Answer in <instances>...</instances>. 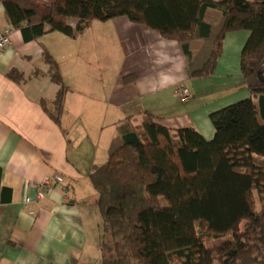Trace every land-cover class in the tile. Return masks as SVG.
Returning a JSON list of instances; mask_svg holds the SVG:
<instances>
[{"label": "trees", "instance_id": "obj_1", "mask_svg": "<svg viewBox=\"0 0 264 264\" xmlns=\"http://www.w3.org/2000/svg\"><path fill=\"white\" fill-rule=\"evenodd\" d=\"M0 2L27 41L55 31L76 38L96 20L126 17L177 41L194 80L215 73L229 32L250 31L240 65L252 97L210 114L212 139L191 126L171 129L146 111L141 125L129 117L118 126L107 161L94 164L89 179L102 219L99 264H264V0ZM42 47L58 90L40 104L67 137L70 87ZM6 76L25 79L16 67ZM1 177L0 167V199L10 189Z\"/></svg>", "mask_w": 264, "mask_h": 264}, {"label": "crops", "instance_id": "obj_2", "mask_svg": "<svg viewBox=\"0 0 264 264\" xmlns=\"http://www.w3.org/2000/svg\"><path fill=\"white\" fill-rule=\"evenodd\" d=\"M0 27L13 28L2 2ZM94 36L104 44L103 57L95 54ZM249 36L248 30L229 32L215 73L194 80L177 41L126 17L96 20L76 38L55 31L27 41L13 28L11 46L0 50L1 185L10 188L0 199V264H99L102 219L89 175L107 161L118 126L129 117L141 125L149 111L171 129L191 126L212 139L210 114L252 97L240 65ZM42 45L70 87L62 117L67 137L40 104L58 90ZM117 51L119 70L112 61ZM13 67L24 73L22 82L6 76ZM181 84L191 98L181 99ZM56 175L65 177L69 191L55 187L38 199L40 183ZM26 196L33 199L27 208Z\"/></svg>", "mask_w": 264, "mask_h": 264}, {"label": "built area", "instance_id": "obj_3", "mask_svg": "<svg viewBox=\"0 0 264 264\" xmlns=\"http://www.w3.org/2000/svg\"><path fill=\"white\" fill-rule=\"evenodd\" d=\"M12 33L13 28L11 27H0V50H5L9 48L12 44ZM178 92L182 100H187L191 98L189 90L181 84L178 87ZM55 187H60L64 192L69 191V184L66 183L65 177L62 175H56L54 177L45 179L39 185V191L37 193L38 199H43L47 194H49ZM33 199L30 196L24 198V207H29Z\"/></svg>", "mask_w": 264, "mask_h": 264}, {"label": "rangeland", "instance_id": "obj_4", "mask_svg": "<svg viewBox=\"0 0 264 264\" xmlns=\"http://www.w3.org/2000/svg\"><path fill=\"white\" fill-rule=\"evenodd\" d=\"M93 34L96 35L97 33L91 32L89 35H92V37H93ZM94 38L97 40V45L99 46V51H96L95 54H100V57H103L106 54V53H104V44L102 43L101 40H99L100 38H98L97 36H94ZM110 54L112 55L113 53H110ZM112 61H115V64L117 65V68L119 70V67L121 66V64L123 62V54L120 51H117L115 53V58H113ZM163 202H165V201L163 200ZM227 239H231V235H228L226 237L217 239L214 243H221V242H223V241H225Z\"/></svg>", "mask_w": 264, "mask_h": 264}]
</instances>
